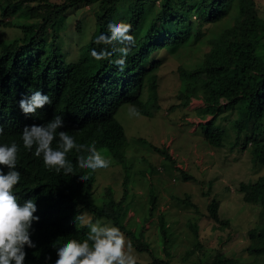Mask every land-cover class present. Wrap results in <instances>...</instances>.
I'll list each match as a JSON object with an SVG mask.
<instances>
[{
    "label": "trees",
    "instance_id": "obj_1",
    "mask_svg": "<svg viewBox=\"0 0 264 264\" xmlns=\"http://www.w3.org/2000/svg\"><path fill=\"white\" fill-rule=\"evenodd\" d=\"M83 8L94 17V30L79 49L81 53L68 62L58 41L69 18ZM13 16L26 19L14 21ZM117 22L131 25L129 35L134 37V44L105 42L111 38L109 25ZM82 24L77 20L79 33ZM0 28L11 32L8 38L0 37L3 141L23 144L25 126L47 124L61 116L63 126L58 132H68L77 144L95 142L97 149L113 148L114 158L122 161L128 145L115 116L122 105L145 114L141 103L144 87L145 107L157 108L158 82L152 74L161 60H152L154 54L163 49L175 53L191 39L196 43L206 39L209 50L201 63L191 70L178 68L181 105L185 107L191 99L200 98L201 114L204 112V119L210 117L197 125L204 140L211 147L221 148L224 140L232 139L233 145L249 148L254 165H261L264 171V19L258 14L255 0H0ZM120 47L130 49L126 56L117 50ZM121 59L125 61L123 68L117 63ZM36 91L48 95L52 102L35 114H23L19 101ZM229 114L235 117L228 119ZM58 142V137L52 142L54 149ZM34 153L35 148L29 152L20 149L15 170L21 179L13 190L21 204L34 200V216L39 217L32 223L35 247H25L24 264H54L57 247L68 239H86L90 229L76 222L83 210L92 214L90 222L107 219L137 251L153 255L143 228L137 232L122 224L123 197L115 200L107 188L104 197L108 200L99 205L92 203L95 172L77 165L78 157L86 152L73 149L67 153L74 169L67 175L63 170L46 167L42 155ZM0 170L7 173L9 169L0 165ZM85 175L88 178L81 180ZM238 191L244 202L258 208L257 222L247 231L245 253L251 260L240 261L216 251L211 258L200 256L191 264H264V173L254 182L240 183ZM155 209L156 197L151 196L149 219L144 223ZM208 211L213 222L227 225L219 217L216 200L208 204ZM156 224L165 245L169 244L163 214L158 215ZM190 228L200 246L197 227ZM164 252L169 258L166 248ZM146 264L173 263L152 256Z\"/></svg>",
    "mask_w": 264,
    "mask_h": 264
},
{
    "label": "rangeland",
    "instance_id": "obj_2",
    "mask_svg": "<svg viewBox=\"0 0 264 264\" xmlns=\"http://www.w3.org/2000/svg\"><path fill=\"white\" fill-rule=\"evenodd\" d=\"M255 2L259 16L264 19V0ZM12 19L24 21L26 18L13 16ZM79 19L83 22L81 33L76 30ZM93 30L94 17L88 8L69 18L58 41L68 62H73L81 53L79 49L90 39ZM1 36L10 37V30L0 28ZM196 41L191 39L175 53L163 49L154 54L152 60H161L160 67L152 74L158 82L159 105L145 107L147 89L144 87L141 103L145 114H132L129 105L120 107L115 118L124 130L128 145L124 150L125 158L122 161L114 158L113 148L97 149L110 160V165L94 171L90 199L96 205L107 201L104 197L107 188L111 189L110 196L115 200L123 197L122 224L137 232L142 227L152 256L157 258L168 259L173 264H191L200 256L211 258L220 251L227 257L249 261L245 253L247 231L257 222L258 208L244 202L238 188L240 183L256 181L264 171L261 165H254L250 149L233 145L232 139L224 140L221 148L211 147L204 140L197 125L210 117L204 119V112L201 114L200 98L191 99L187 107L181 105L182 99L178 96L182 79L178 68H195L209 50L206 39ZM234 117V114L228 115V119ZM153 146L164 152H156ZM151 196L156 197V209L152 218L144 223L149 219ZM212 199L219 203V217L227 225L215 223L208 217V204ZM159 214L164 215L170 234V243L166 245L156 224ZM91 218L92 214L83 210L76 222L89 228ZM99 220L109 223L107 219ZM190 225L197 227L200 246ZM133 250L139 264L152 260L147 252H139L134 247ZM188 252L191 253L187 255Z\"/></svg>",
    "mask_w": 264,
    "mask_h": 264
},
{
    "label": "clouds",
    "instance_id": "obj_3",
    "mask_svg": "<svg viewBox=\"0 0 264 264\" xmlns=\"http://www.w3.org/2000/svg\"><path fill=\"white\" fill-rule=\"evenodd\" d=\"M109 30L111 38L105 42L134 44V37L129 35L130 24L117 22L110 24ZM117 50L126 56L130 49L120 47ZM117 63L123 68L125 61L121 59ZM51 102L48 95L36 91L22 98L19 108L23 114L30 115ZM129 111L138 115L133 107ZM62 126L61 116H55L47 124L25 126L21 134L22 144L18 141H3L4 128L0 123V165L9 169L7 173L0 170V264H24L27 255L25 247H35L31 235L33 221L39 220V217L34 216L37 211L36 204L33 199L19 203V198L13 191L21 179L20 172L15 170L20 149L29 152L35 148V156L42 155L46 167L54 168L57 172L63 170L66 175L74 170L72 163L67 159V153L73 149L87 153L77 159V165L81 169L96 171L110 165V160L97 150L95 142L89 145L77 144L68 132L57 131ZM57 137L59 142L54 149L52 142ZM87 178V175L80 177L81 180ZM89 229L86 239H68L62 246L57 247L54 264H137L131 241L127 240L118 227L113 226L111 222L104 224L98 219L94 223L89 222Z\"/></svg>",
    "mask_w": 264,
    "mask_h": 264
},
{
    "label": "crops",
    "instance_id": "obj_4",
    "mask_svg": "<svg viewBox=\"0 0 264 264\" xmlns=\"http://www.w3.org/2000/svg\"><path fill=\"white\" fill-rule=\"evenodd\" d=\"M158 100H159V93H158ZM193 100H194V99H193ZM190 103H191V101L189 102V104H190ZM189 104H188V105H189ZM158 105H159V104H158V102H157V107H158ZM188 105H187V106H188ZM187 106H185V107H187Z\"/></svg>",
    "mask_w": 264,
    "mask_h": 264
}]
</instances>
